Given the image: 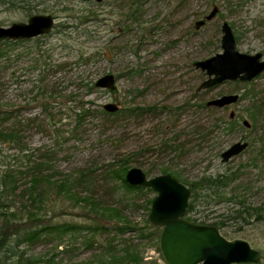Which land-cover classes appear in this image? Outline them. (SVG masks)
I'll use <instances>...</instances> for the list:
<instances>
[{"label":"rangeland","instance_id":"obj_1","mask_svg":"<svg viewBox=\"0 0 264 264\" xmlns=\"http://www.w3.org/2000/svg\"><path fill=\"white\" fill-rule=\"evenodd\" d=\"M22 1L0 0L1 26L27 22L26 2L40 10L33 15H51L57 25L21 44L0 41V112L10 114L0 119V132L21 138L0 143V179L7 167L25 173L17 194L5 193L9 202H0L11 204L16 216L0 220V244L3 234L26 238L30 264H132L131 255L141 264H166L162 228L149 223L157 193L122 181L138 168L150 179L170 175L196 187L185 218L223 221L221 235L248 242L264 264V73L197 93L207 76L195 67L223 53L224 23L240 53L264 60V0ZM215 8V19L197 30ZM106 75L115 77L116 90L91 91ZM230 95L239 96L236 104L208 107ZM107 104L119 111L102 114ZM78 108H91L80 123ZM239 142L248 148L223 163ZM34 164L42 174L35 189L26 174ZM225 173L235 176L226 197L263 219L220 217L229 205H213L196 183ZM67 178L73 183L64 190ZM36 226L42 230L33 236Z\"/></svg>","mask_w":264,"mask_h":264},{"label":"water","instance_id":"obj_2","mask_svg":"<svg viewBox=\"0 0 264 264\" xmlns=\"http://www.w3.org/2000/svg\"><path fill=\"white\" fill-rule=\"evenodd\" d=\"M101 3L104 0H82ZM219 10L215 8L205 20L196 23L199 30L206 22L212 21ZM57 23L51 15H33L27 22L15 23L10 27L0 25V41H27L49 35ZM221 47L223 53L197 62L196 69L207 76L197 93L206 91L225 82L249 83L264 73L263 55L242 54L237 50L232 28L222 26ZM95 87L100 90H116V79L106 75L99 79ZM195 97V95L193 96ZM238 95L223 96L208 103V107L223 109L238 102ZM104 111L115 114L118 106L107 104ZM234 117V115H231ZM243 125L250 127L248 121ZM248 148L247 143H236L222 155V162L228 163ZM126 182L136 188H150L157 193L152 201L149 223L161 227L159 248L166 264H258L262 261L261 252L251 248L248 242H231L221 235L218 227L191 222L185 218L191 197L190 189L170 175L148 178L138 169H131ZM2 264V263H0Z\"/></svg>","mask_w":264,"mask_h":264},{"label":"trees","instance_id":"obj_3","mask_svg":"<svg viewBox=\"0 0 264 264\" xmlns=\"http://www.w3.org/2000/svg\"><path fill=\"white\" fill-rule=\"evenodd\" d=\"M14 1V0H12ZM26 1L23 0L21 3H25ZM26 5L24 9L27 10L28 12V16L32 17L34 12H38L40 13V10L37 8V6H32L30 3L26 2ZM6 44H21L24 43L26 41H17L15 43H12V41H2ZM90 90L91 91H96L97 88L95 87L94 83L90 84ZM204 107L206 109H208V107H206V105H204ZM214 109V108H212ZM79 113L77 114L78 116V123H80L81 121H83L85 118H87L90 114L91 108H78ZM102 114H106L105 111H102ZM10 114L7 113H2L0 112V119L3 122L8 121L10 118L9 116ZM230 125H235V121H230ZM21 138H19L17 135L12 134L10 132H7V130L1 131L0 132V143L3 144H10L13 142H16L17 144L20 143ZM4 151L0 150V159L2 160L3 158H5V156L3 155ZM9 167H7L8 169ZM4 172V174L1 177V183L0 186L2 187V191L0 192V202L5 199V193H9V195H16L17 191H19L20 187H19V182H18V178H21L23 175H25V173L23 172H19L16 170H7ZM40 165H33V167H31L28 171H27V175L30 176L32 178V181L34 180V182L32 183V186L35 187L41 183V175L40 174ZM129 168L124 167V171L128 170ZM234 175L229 174V173H225V174H221L218 175L216 177H212V178H208V179H202L199 183H196L197 186H199V190L206 192L208 197L207 199H214L215 201L213 202L215 206H220L223 204L229 205L227 206L228 209V215L227 216H220L222 218H227L228 220L231 221H244L246 222L247 219L250 218H256L257 220H261L262 215L258 212L255 211L254 209L251 208H240L237 203H235L233 201L232 198H227L225 195V189L227 187L230 186V184L232 182L235 181L234 179ZM122 181H124L125 183L126 180H124V176L122 175ZM66 187H64V190H67V186L72 185V180L71 179H66L63 182ZM125 185V184H124ZM127 188V187H126ZM196 187H193L190 189L191 191V197L193 195L194 199H197L196 196V191L195 190ZM128 189V188H127ZM142 188H136L135 190H141ZM26 195L23 194V196H27L29 199L28 201L33 200L36 201V197L31 196V195H27V191L25 192ZM22 196V197H23ZM31 197V198H30ZM34 197V199L32 198ZM38 197H41V194L38 195ZM24 198V197H23ZM6 200L8 201V199L6 198ZM210 200H208L207 203H209ZM9 202V201H8ZM208 205V204H207ZM10 210H12V206L11 204H2L0 203V220L6 222V223H11L13 221H16V216L15 214H10ZM193 211V204L190 203L187 209V212H191ZM259 213V214H258ZM226 220V219H225ZM215 226L218 227V229H221L222 227L225 226V223L222 221L219 224H215ZM30 230H32L33 232V236H36L37 233H39L42 228L40 226H36L31 228ZM7 233V232H6ZM4 235V239L5 241L0 244V246H3L2 249L0 250V263L2 264H30V261L27 259L26 254L24 252V245L27 242L26 238H21V236H16V238L14 239V235L12 236V234H3ZM13 238V239H12ZM133 258L131 261L132 264H141V260L135 258L133 255H131Z\"/></svg>","mask_w":264,"mask_h":264},{"label":"flooded vegetation","instance_id":"obj_4","mask_svg":"<svg viewBox=\"0 0 264 264\" xmlns=\"http://www.w3.org/2000/svg\"><path fill=\"white\" fill-rule=\"evenodd\" d=\"M205 19H206V18H205ZM214 19H215V18H214ZM214 19H213V20H214ZM206 23H208V22H206ZM206 23H205V24H206ZM262 60H263V58H262Z\"/></svg>","mask_w":264,"mask_h":264}]
</instances>
